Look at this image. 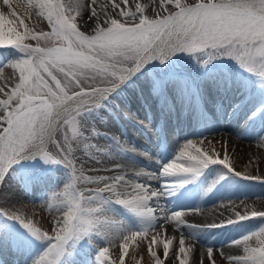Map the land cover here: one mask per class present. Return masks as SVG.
<instances>
[{
  "label": "snow or ice",
  "instance_id": "6c2138e0",
  "mask_svg": "<svg viewBox=\"0 0 264 264\" xmlns=\"http://www.w3.org/2000/svg\"><path fill=\"white\" fill-rule=\"evenodd\" d=\"M91 3L94 5L96 0ZM123 3L127 6L128 0ZM160 3L174 8L165 9L166 14L155 19L137 16L144 11L140 4H136L135 11L113 4L120 9L118 15L123 21L112 18L110 13L101 18L93 8L91 16L96 17L92 22L93 34H85L78 30L73 22L75 17L69 12L85 8L83 0L75 3L29 0L28 7H39L40 15L47 10L51 26L50 33L33 35L27 30L24 34L17 31L13 18L21 24L23 20L10 0H3L9 11L7 14L0 11V48H15L22 58L10 65L19 70V83L0 100V186L14 165L25 159L39 158L46 164H63L69 170L67 183L55 193V198H63V215L53 221L52 234L25 220L18 214L21 210L0 211V217L20 223L33 238L47 243L46 250L33 264H62L80 240L93 235L108 239L104 229L112 227L120 232V246L125 255L129 251L128 242L142 238L147 239L152 264H165L166 260L167 264L177 261L188 264L186 252L192 249L186 248L183 233L178 239V254L173 252L169 257L170 247L177 240L175 235L162 230L169 221L175 222L177 229L182 226L195 231L223 228L253 218L264 221V210L241 212L231 208V215L201 228L183 219L185 211L173 212L161 203L162 197L192 182L211 166H222L241 179L264 185V172L256 175L236 170L226 153L222 155L211 142L205 147V137L179 145L173 159L161 164L159 172L143 168L135 171L133 175L143 177V182L118 171L122 167L119 164L87 169L83 162L77 164L82 159L81 153L100 165L104 158H110L108 148L113 145L97 147L92 143L102 135L96 125L107 124L108 115L115 116L112 97L122 94L125 85L135 87L133 78L138 75L145 77L138 100L146 110L152 107V100L157 101L162 115H175L178 108L185 113L198 108L201 82L209 76L221 91L243 87L225 70L208 72L209 66L224 58L235 61L264 87V0H160ZM41 37L56 38L61 46L44 48L24 43L28 39L39 42ZM180 54L190 57L199 71L183 65ZM149 65L153 70L144 73ZM2 92L4 89L0 88ZM121 112L128 119H136L128 111L121 109ZM261 112L264 106L250 118ZM103 135L120 152L133 151L126 149L117 136ZM101 172L115 174H91ZM169 177L180 179L181 183H169L165 179ZM116 205L131 213L140 227L133 230L123 221L113 219L112 209ZM232 244H243L242 254L224 257L228 264H264V223ZM153 245L162 246L163 259ZM108 252L105 247L97 260L107 257ZM199 264H204L202 258ZM207 264H217L211 246L207 247Z\"/></svg>",
  "mask_w": 264,
  "mask_h": 264
},
{
  "label": "bare ground",
  "instance_id": "6f19581e",
  "mask_svg": "<svg viewBox=\"0 0 264 264\" xmlns=\"http://www.w3.org/2000/svg\"><path fill=\"white\" fill-rule=\"evenodd\" d=\"M119 1L120 2L119 3L117 2V3L120 6L124 5L123 0H119ZM148 1L149 0H132V1L128 0L127 6H133L135 4L143 5V4H146ZM19 2H22L25 5L26 3H28V0H19ZM115 2L116 0H96V3L94 5L90 2L88 3L87 6H93V8L96 7L98 11H99V8L102 6L110 10L114 8L113 4ZM23 11L25 13L27 12L25 9H23ZM97 15L103 18L100 12H98ZM95 19L96 17L89 19V21L91 22L90 26L92 25V22ZM87 26H86V29L89 30ZM150 67H152V65H149L143 71L145 72ZM148 72H150V70ZM1 73L2 74H0V83L7 82L8 77L6 74H8V71L3 70ZM248 77H249L248 79L250 80L252 86L255 87L256 93L264 94V87L256 83L255 81L256 79L254 77H251V76H248ZM136 78L139 81H141V78L139 76H136ZM112 99L115 103L114 97H112ZM251 100L253 101L262 100L261 102L264 104V95L262 94L258 96L253 95ZM250 105L252 104H249L248 106ZM259 108L261 107H254L253 112H257ZM259 120L261 121L262 128H263L261 139H255L254 136H253L252 141L249 140L250 137L248 138L244 136L233 138L230 136L231 131L223 132V131L214 130L215 133L203 132L198 135H195L196 137H193V135H191L192 137H185L187 138L185 140H188V139L198 140L202 137H205V140H204L205 147H207L209 142H211L212 145L215 147V149L219 151L222 155L226 153L229 156V161L232 167H234L236 170L260 175L261 172H264V143H262V141H264V117L260 118ZM121 158H122V162L118 164L121 165L122 167L118 171L123 172L128 177H132L131 173L135 172L131 170V163L133 159L128 155H123L121 156ZM147 165L151 169L149 170L150 172L160 171V167H157V163L153 161H149V164ZM113 166L114 165H109L110 168ZM220 170H223V173H220L219 172ZM215 171L218 172L219 174L216 173ZM108 174L111 175L115 173H108ZM214 174L224 175L226 179L228 180L229 185L233 184L232 181L239 182L240 184L238 186L240 187L235 188V190L233 191V194H232V191L231 192L228 190L225 191L220 201H217V199H213L212 201H210L208 199L202 205L195 204L192 202L186 203V205H181L179 207L175 206V204L172 205L175 208H169L168 205L166 204L164 205L170 211H173V212L177 210L185 211V216L183 217V219H189L185 221H187L188 223L194 224V225H198L201 228L204 225H207L213 222H219V220L223 219L224 217L231 215V212L229 211V209L231 208H235L236 211H241V212L245 210L251 211L252 209H255L258 211L264 210V185H261L258 182L241 179L240 177H237L231 173H228L226 169H223L222 166H219V165L211 166L210 168L206 169L204 173L201 176H199V178H205L208 176H212ZM165 179H167L168 182L171 183L170 179L168 178H165ZM139 180L143 182V177L139 178ZM150 183L155 185L156 182L152 181ZM193 183H194L193 181L190 182V185ZM164 198H167V195L162 197L161 201L164 200ZM225 205H227V208L225 207ZM190 209H199V211H188ZM124 210L125 209L121 207L120 211H124ZM261 223H264V221H262L260 218H253L252 220L244 221L236 225H227L223 228H214V229H206L202 231H195V229L182 227V226L179 229H177L175 226V222L169 221L168 223L164 225V228L162 230H166L169 235H175L177 237V240L174 241L172 246L170 247L169 257L172 256L173 252H176L178 254V239L181 236V233H183L185 242H186V248L192 249V251L186 252V259L188 260V264H199V260L201 258L204 260V264H207V247L208 246L213 247L214 257L217 259V264H228L227 260L224 259V257H226L227 255L230 256V255L242 254L243 244L241 245L232 244V241L230 242V240H232V237L226 238L225 240L213 239L211 241L206 238L207 232L210 230L212 232L211 236H214L220 233L222 230L225 232H228V231L234 230L235 227L252 226L253 228L256 229V227L253 225L261 224ZM189 234H192L198 237V241L200 243H198L197 239L190 238ZM228 236H230V233ZM114 242H118V239L117 238L111 239L110 246ZM222 244H226L225 247L218 248ZM152 247L158 251V254H161V258L163 259L162 246L153 245ZM221 253H223V255H221ZM128 262L132 264H152V257L150 253L147 251V239H142V238L139 239L136 242V244L131 248L128 254ZM0 264H10V263H9V260H4V261L0 260ZM70 264H73V263H70ZM165 264H167V260L165 261ZM177 264H179V262H177Z\"/></svg>",
  "mask_w": 264,
  "mask_h": 264
},
{
  "label": "rangeland",
  "instance_id": "374dc122",
  "mask_svg": "<svg viewBox=\"0 0 264 264\" xmlns=\"http://www.w3.org/2000/svg\"><path fill=\"white\" fill-rule=\"evenodd\" d=\"M119 0H117L118 2ZM38 0H35L34 3H37ZM52 2H56V0H52ZM63 2L67 3V0H63ZM91 0H83V3L85 4V8L81 10H75L71 9L69 10L70 14L75 17L74 21L77 24V27H82L83 25H90L89 19L95 18L91 16V10L93 6H87L88 3H90ZM10 3L12 4V8L17 12L18 17L20 20H23V24L19 22L16 18H13L15 20L14 26L17 28V31L20 34H24V32L30 31L33 33V35H39L42 34L45 30V23L47 21V10H45V15H40V9L39 7L36 8H29L27 4H25V8H27V13L28 15L26 16L24 13L21 14L22 7L21 5H18L17 8V3L18 0H10ZM73 3H75V0H73ZM115 4V3H114ZM98 7V6H97ZM144 9V13L142 15L147 16L150 19H155L159 15H164L166 14L165 9H173L174 5L170 4H165L161 6L160 0H149L146 4H143L141 6ZM123 8V7H120ZM23 10V9H22ZM96 12H100L102 17H104L105 13H110L112 15V18H117L123 21V17H120L118 15L120 9H115L114 14H113V9H108L104 7H100L99 11L95 7ZM0 11H3L5 14L8 13L9 9L7 8L6 5L3 4V0H0ZM132 11V9L130 10ZM141 14H137V16H140ZM92 30V29H91ZM45 33V32H44ZM31 40V39H30ZM43 37H41L40 42L42 43H47L50 42L52 43L55 39L53 37H49L46 41ZM181 55L185 54H180V61H186L187 57H182ZM235 61L224 58L221 60H217L216 64L226 66L228 63H233ZM12 71H17L14 69V67L11 68ZM16 76H18V71L16 72ZM0 88L4 89V92L0 93V100L4 99L7 93L9 92V88L5 89L4 86L0 83ZM1 96L3 98L1 99ZM97 127L99 128V125L97 124ZM92 143L96 144L97 147H103L108 144L105 141V138L101 135L94 139ZM106 143V144H105ZM82 159L77 161L78 166L83 162L84 167L87 168H92V167H107L108 165L113 164V161L111 160L110 163H106L104 161V164H96L94 161L88 160L87 156H83V154H80ZM69 177V170H66V180L61 185H58V187H54L53 190L50 191L49 196L44 198L43 200L35 203H30L31 205L27 208L26 206L24 207H19L18 203L12 202L9 197H13V194H16L14 185L11 183L12 178L11 175L6 178L4 188L1 192L0 195V207H2L5 211L12 212L16 210H21L18 212V214L22 215L25 220H31L37 227H40L43 231H49V234H52L51 229L54 227L53 221L63 215V203L62 200L63 198L61 197L60 199L55 198V193L58 191H61L63 189V185L67 183ZM80 188H85L88 187L86 185H79ZM95 187V186H92ZM33 204L36 205V207L32 206ZM256 228L260 227L261 225H256ZM255 228L249 226V227H241L236 234L237 239L241 238L242 236L246 235L248 232L253 231ZM6 234L9 233V229H5ZM105 231V230H104ZM107 232V231H106ZM236 240V238L234 239ZM135 242L129 243L128 248L130 249L133 247ZM77 249V247H76ZM129 252V251H128ZM110 258H108L107 262L109 264H121V260L123 261V264H132L128 262L127 260V254H123V249L121 247L115 248L112 250V252L109 250L108 252ZM228 256V255H227ZM111 261V262H110Z\"/></svg>",
  "mask_w": 264,
  "mask_h": 264
}]
</instances>
